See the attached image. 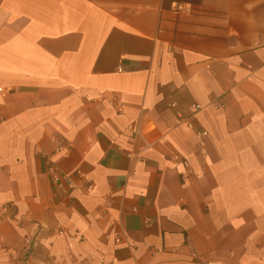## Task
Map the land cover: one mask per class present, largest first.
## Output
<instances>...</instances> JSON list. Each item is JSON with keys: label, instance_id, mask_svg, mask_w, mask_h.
I'll list each match as a JSON object with an SVG mask.
<instances>
[{"label": "crops", "instance_id": "1", "mask_svg": "<svg viewBox=\"0 0 264 264\" xmlns=\"http://www.w3.org/2000/svg\"><path fill=\"white\" fill-rule=\"evenodd\" d=\"M0 264H264V0H0Z\"/></svg>", "mask_w": 264, "mask_h": 264}, {"label": "built area", "instance_id": "2", "mask_svg": "<svg viewBox=\"0 0 264 264\" xmlns=\"http://www.w3.org/2000/svg\"><path fill=\"white\" fill-rule=\"evenodd\" d=\"M195 108H196V109H199V108H200V106H199V105H196V106H195ZM204 134H205V133H204Z\"/></svg>", "mask_w": 264, "mask_h": 264}]
</instances>
